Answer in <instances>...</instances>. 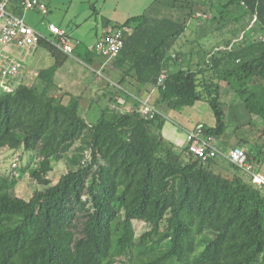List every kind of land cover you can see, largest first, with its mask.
Returning a JSON list of instances; mask_svg holds the SVG:
<instances>
[{"label":"trees","instance_id":"trees-1","mask_svg":"<svg viewBox=\"0 0 264 264\" xmlns=\"http://www.w3.org/2000/svg\"><path fill=\"white\" fill-rule=\"evenodd\" d=\"M12 10L24 13L20 6ZM208 11L221 25L247 15L254 25L250 35L207 51L194 67L185 60L193 49L177 44L189 22ZM103 19L111 29L126 28L122 50L107 58L125 77L135 76L136 97H122L137 104L155 88L156 111L112 106L116 93L89 123L76 104L64 103V92H49L47 79L38 86L22 78L11 92L0 84V148L25 151L20 172L41 186L25 198L12 176L0 173V264H264V189L227 172L222 157L202 161L187 144L165 138L160 112L203 101L215 123L194 131L209 141L225 136L226 84L249 117L235 134L242 128L257 134L238 143L264 139V0H153L123 22ZM39 46L54 60L41 72L46 75L71 55L46 39ZM252 152L248 158L257 160ZM61 159L67 170L54 181L50 174ZM134 221L150 229L137 235Z\"/></svg>","mask_w":264,"mask_h":264},{"label":"rangeland","instance_id":"rangeland-1","mask_svg":"<svg viewBox=\"0 0 264 264\" xmlns=\"http://www.w3.org/2000/svg\"><path fill=\"white\" fill-rule=\"evenodd\" d=\"M49 7L48 13L45 15L40 11H26V21L44 34H49L48 24L53 21L57 24L64 18L61 23V28L68 31L71 35L73 44L76 47L74 53L71 54L64 64L59 67L56 73H49V92L59 93L64 92L65 104H76L79 113L89 123H94L100 116L101 111L109 104H111L110 97L115 94L124 96L126 94L124 86L119 83V77L115 74H107L104 68L97 73V67L93 60L105 58L102 55L95 53L93 45L97 37L102 33V18H108L113 22H123L126 18L132 15L143 13L151 4L153 0H48ZM205 0H198L202 3ZM223 0H213L217 4ZM94 4L97 14H93ZM231 18V17H230ZM254 18L250 15L245 16L240 21L228 19L224 25L218 22H213L211 13L197 15L193 18L180 37L177 48H180L181 42L194 41L192 45L185 44L184 49H193L194 57L205 59L206 51L213 49H225L227 43L237 44L243 38V33L247 35L252 33L250 29L254 25ZM246 30V31H245ZM262 36L259 31L253 37L257 39ZM183 43V42H182ZM199 44V45H198ZM28 51V50H25ZM89 53V54H88ZM25 56V64L31 74H35L38 68L49 69L54 60L49 52L40 49L37 54L28 53ZM34 54V55H33ZM44 54L45 57H40ZM88 55V56H87ZM91 55V56H90ZM89 58H91L89 60ZM21 59V58H20ZM3 61H0V64ZM109 61L105 66L109 65ZM31 75V76H33ZM118 76V74H117ZM27 78V83L40 86L38 79ZM97 79L98 83H97ZM115 82H117L115 84ZM37 83V84H36ZM97 83V85H96ZM120 84V86H119ZM222 101L226 103L227 108V128L226 135L222 136V140L235 141L237 137L250 136L252 140L257 138V134L250 133L247 128H242L235 134V127L238 125L236 122L245 121L243 110H233L231 102L237 105L242 103L240 97L234 93L226 84L222 85ZM228 90V91H227ZM227 91V92H226ZM225 92L227 94H225ZM225 94V96H224ZM155 95H151L144 101L152 104ZM241 111V113H240ZM165 116L167 126L165 131H175L177 135L183 139L184 131L192 130L196 124L201 122L206 125L212 126L215 123L213 112L209 105L203 101L196 103L194 106L183 107L181 109L161 108ZM238 117V120L235 118ZM197 132V131H196ZM258 140V139H257ZM252 142V141H251ZM178 146V145H177ZM251 149L253 147V155L257 157L258 173L264 178V139H260L256 144H248ZM28 154L20 149L0 148V173L9 174L12 176L11 182L14 190L20 195L28 198L31 192L40 188L41 186L33 181L28 173L20 172L22 164L27 163ZM219 163L227 167V172H237L243 177L248 179V175L240 169L235 170L224 158L219 159ZM67 165L65 159L56 162L50 174V177L55 181L58 177L66 172ZM255 185V184H254ZM257 186V185H255ZM264 189V188H263ZM264 191V190H263ZM136 234L140 235L150 229V226L144 221H134ZM106 264V263H103ZM120 264V263H116Z\"/></svg>","mask_w":264,"mask_h":264},{"label":"built area","instance_id":"built-area-1","mask_svg":"<svg viewBox=\"0 0 264 264\" xmlns=\"http://www.w3.org/2000/svg\"><path fill=\"white\" fill-rule=\"evenodd\" d=\"M15 6H20L23 12L29 10L47 12L45 0H0V61H3V64H0V84L3 90L8 92L13 91L19 80L24 77L23 64L20 59L11 56L12 49L36 48L41 39L48 40L57 49L69 55L74 49L72 39L66 30L57 24L49 23L47 27L49 34L46 35L26 22L23 15L15 13L12 10ZM125 30V27L111 29L96 41L94 50L108 59L118 55L124 46ZM140 103L139 111L145 115L155 110L152 104L144 100H140ZM186 142L189 151L202 161L222 157L246 173L253 184L264 188V178L258 173V164L248 158L244 148L234 147L224 151L196 131L186 133Z\"/></svg>","mask_w":264,"mask_h":264},{"label":"crops","instance_id":"crops-1","mask_svg":"<svg viewBox=\"0 0 264 264\" xmlns=\"http://www.w3.org/2000/svg\"><path fill=\"white\" fill-rule=\"evenodd\" d=\"M46 2H47V12L46 13H44L45 15L48 13V7H49V1L48 0H45ZM26 12V11H25ZM25 12L22 14L23 15V17L25 16L24 14H25ZM24 19H25V17H24ZM26 20V19H25ZM63 20H64V18L63 19H61V21H60V23L59 24H57V23H55V22H53V21H49V23H53V24H57V25H59L60 27H61V23L63 22ZM27 22V21H26ZM112 23H115V22H113V21H111ZM117 22H119V21H117ZM101 23H102V33H101V35L100 36H98L97 37V40H99L100 38H102V36H104L106 33H108L110 30H111V28H110V26H106V24H105V21H104V19L102 18L101 19ZM65 30V29H64ZM67 33H68V31H66ZM69 34V33H68ZM46 35H48V34H46ZM69 36L71 37V35L69 34ZM71 39H72V37H71ZM96 40V41H97ZM96 41H95V43H96ZM72 42H73V40H72ZM183 42V43H182ZM181 42V45H180V47L184 50V51H187V52H189L190 50L189 49H184V47L183 46H185V44H187V45H192L193 43H195L194 41H187V42H184V41H182ZM95 43H94V45H95ZM74 45V44H73ZM94 45H93V48H94ZM183 45V46H182ZM199 45V44H198ZM75 47V46H74ZM40 49H44V50H46L45 48H43V47H41V46H38V47H36V48H32V49H30V50H28V51H25V50H20V49H16V48H14V49H12L11 51H10V54H11V56H13V57H15V58H18V59H20L21 60V62H22V64H23V70H22V72H23V75H24V77H23V79L24 80H26L27 78H31V79H33L32 77L34 76V78H36V79H38L37 81H38V83L40 84V86H43L44 85V81H45V79H47V81L49 80V74H44V73H41L44 69L43 68H38L36 71H33L35 74L33 75V74H31L29 71H28V69H27V65L25 64V56H28L29 54L28 53H34V54H37L38 52H39V50ZM195 51V50H194ZM206 53H207V51H206ZM33 54V55H34ZM45 57L44 56V54H41L40 55V57L39 58H41V57ZM51 56V55H50ZM186 58H185V60H187V58L188 59H190V61L191 62H193V65H194V67L196 66V64L198 63V62H200V60L202 61V60H205V59H207L208 58V56H207V54H206V56H205V59H201V58H199V56L197 57V58H195L194 57V54H188L187 56H185ZM67 60V59H66ZM94 61V63L96 64V67H97V73H99L103 68L105 69L104 71L105 72H107V74H115V76L116 77H119L118 79L120 80V79H122L123 81L121 82V85L122 86H124V89H125V91H126V93H128L129 95H132V97L134 98V97H136V93H135V91H136V81H135V76L134 75H132V74H127L126 75V77H125V75L122 73V70H118L112 63H109V65L108 66H105L106 65V63L109 61L110 62V60H108L107 58H105V59H96V60H93ZM59 69V68H58ZM58 69L56 70V72L58 71ZM55 72V73H56ZM117 74H118V76H117ZM31 75H33V76H31ZM98 80L99 79H97L96 81H97V83H98ZM97 83H96V85H97ZM117 82H115V84H116ZM37 84V83H36ZM223 85V84H222ZM222 85H221V87H222ZM120 86V85H119ZM155 93H156V90H155V88H151V89H149L147 92H145L144 94H145V96L144 97H141L138 101L140 102V100H143V99H148V98H150L151 97V95H155ZM149 100V99H148ZM112 103H114L112 106H117L118 108H120V109H122V110H130V109H132V108H134V107H136V105L138 104V107H140L141 106V103H134V101H132V99H130V98H126V97H122V96H120V95H118L117 97H116V99H112ZM235 103L236 102H234V103H232L231 102V107L233 108V110H236V112H238V110H243L242 111V113L244 114L243 116L244 117H246L247 119H245V121H241L240 122V120H239V122L237 121L236 123L237 124H239V123H246L248 120H249V117H248V115L246 114V112L244 111V107H243V104L242 103H238L237 105H235ZM240 113H241V111H240ZM164 115V114H163ZM238 120V117H236L235 118V120ZM199 123H201V122H199ZM199 123H197L196 124V126L199 124ZM166 126H167V123L165 122L164 123V126H163V129H162V133H163V135L165 136V138H167L168 140H170L171 142H173L175 145H178V146H183V145H186L187 144V142H186V133L188 132V131H194V129H192V130H185L184 131V135H183V139H181V137L179 136V135H177L176 134V132L175 131H168V133L165 131V128H166ZM195 126V127H196ZM212 140H213V142L219 147V148H221L222 150H224V151H228L230 148H234L235 146H237V147H242V148H244L245 150H246V152H248V151H250V148L248 147V144L249 143H246V142H243L242 141V143H241V145H240V143H238L239 141H240V139L235 135V141L233 142V141H228V140H222V137H215V138H212ZM237 144H239V145H237ZM228 146H231V147H229L228 148ZM228 149V150H227ZM250 160H252V161H256V160H253V158H249ZM256 162H258V161H256Z\"/></svg>","mask_w":264,"mask_h":264}]
</instances>
